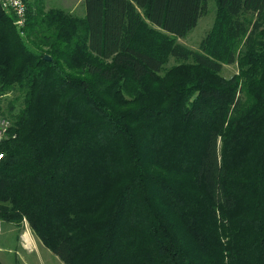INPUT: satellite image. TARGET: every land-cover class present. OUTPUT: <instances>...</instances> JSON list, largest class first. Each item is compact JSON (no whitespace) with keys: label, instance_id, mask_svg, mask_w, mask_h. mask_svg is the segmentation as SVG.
I'll return each mask as SVG.
<instances>
[{"label":"trees","instance_id":"1","mask_svg":"<svg viewBox=\"0 0 264 264\" xmlns=\"http://www.w3.org/2000/svg\"><path fill=\"white\" fill-rule=\"evenodd\" d=\"M215 1L197 50L206 0L0 6V219L63 264H264V0Z\"/></svg>","mask_w":264,"mask_h":264},{"label":"rangeland","instance_id":"2","mask_svg":"<svg viewBox=\"0 0 264 264\" xmlns=\"http://www.w3.org/2000/svg\"><path fill=\"white\" fill-rule=\"evenodd\" d=\"M33 0H26L31 3ZM207 10L196 26L184 37H176L175 41L191 49L197 50L202 38L211 29L216 16V1L206 0ZM45 8H61L74 15L83 16L82 0H43ZM5 12V11H4ZM11 16L12 13L5 12ZM14 20V17H13ZM176 62L169 58L166 67ZM238 72L237 62L224 63L221 75L231 77ZM23 96L19 91H0V120L7 121L8 128L13 116L23 106ZM13 106L12 108H10ZM0 261L2 264H63V262L47 248L23 219L18 225L0 219Z\"/></svg>","mask_w":264,"mask_h":264},{"label":"built area","instance_id":"3","mask_svg":"<svg viewBox=\"0 0 264 264\" xmlns=\"http://www.w3.org/2000/svg\"><path fill=\"white\" fill-rule=\"evenodd\" d=\"M0 6L5 12L12 13L17 31L23 35L27 10L24 0H0ZM7 124V121L0 120V143L2 142L3 138L6 137L8 130ZM2 157L3 152H0V159H2Z\"/></svg>","mask_w":264,"mask_h":264},{"label":"water","instance_id":"4","mask_svg":"<svg viewBox=\"0 0 264 264\" xmlns=\"http://www.w3.org/2000/svg\"><path fill=\"white\" fill-rule=\"evenodd\" d=\"M44 58L47 59V60L50 59V57L48 55H44Z\"/></svg>","mask_w":264,"mask_h":264},{"label":"crops","instance_id":"5","mask_svg":"<svg viewBox=\"0 0 264 264\" xmlns=\"http://www.w3.org/2000/svg\"><path fill=\"white\" fill-rule=\"evenodd\" d=\"M82 2H83V0H82ZM83 5H84V3H83Z\"/></svg>","mask_w":264,"mask_h":264}]
</instances>
